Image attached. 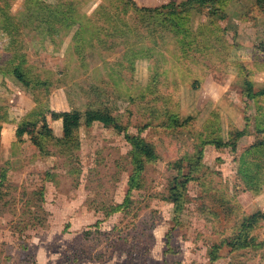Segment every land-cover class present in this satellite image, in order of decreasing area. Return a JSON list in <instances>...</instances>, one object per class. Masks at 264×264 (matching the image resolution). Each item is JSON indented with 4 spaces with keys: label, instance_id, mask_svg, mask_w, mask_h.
<instances>
[{
    "label": "rangeland",
    "instance_id": "374dc122",
    "mask_svg": "<svg viewBox=\"0 0 264 264\" xmlns=\"http://www.w3.org/2000/svg\"><path fill=\"white\" fill-rule=\"evenodd\" d=\"M36 1L63 21L34 28ZM132 1L153 8L186 0ZM122 3L0 0V14L20 23L14 42L0 30V59L21 60L53 84L41 105L60 113L106 104L129 134L144 128L140 135L158 155L128 207L107 216L123 203L131 172L122 134L81 126L73 151L48 143L41 153L30 136H15L36 103L15 78L0 74V264H210L212 245L242 217L264 211V184L255 193L237 175L240 153L264 136V96L242 94L245 81L264 90V57L256 50L264 43V10L255 0H230L218 15L204 9L175 20L176 34L169 24L152 31L148 18L121 11ZM171 116L184 126L163 128ZM47 119L61 137V121ZM246 119L249 135L235 152L208 144L226 142ZM200 149L204 175L188 184V203L175 221L166 201L173 163L195 160ZM253 236L261 248H223L213 264H264V220Z\"/></svg>",
    "mask_w": 264,
    "mask_h": 264
},
{
    "label": "trees",
    "instance_id": "16d2710c",
    "mask_svg": "<svg viewBox=\"0 0 264 264\" xmlns=\"http://www.w3.org/2000/svg\"><path fill=\"white\" fill-rule=\"evenodd\" d=\"M230 0H186L179 4L169 2L160 7H138L132 0H123L121 11L131 8L138 12L143 17L149 19L152 31L164 29L171 25L172 30L176 34H180V25L175 20H183L190 12H201L208 10L211 15H218L221 4ZM256 5L264 10V0H255ZM7 2V1H6ZM31 9V8H29ZM56 9L42 1H36L29 11V19L34 20L37 25L34 28H39L41 25H49L47 30H51V24L54 22L63 21L61 17L56 18L53 13ZM43 15V16H42ZM40 16L41 19H40ZM0 30L6 33L14 42L16 35L20 29V23L11 15L1 11ZM179 26V27H178ZM169 31V30H168ZM79 36V34H76ZM260 55L264 57V43H260L256 49ZM0 74L10 75L15 78L32 96L33 102L36 103V108L32 111L28 118L22 122L21 126L15 131L17 139H22L24 135L30 136V141L41 153L45 152V145L53 143L63 153L71 152L79 146L78 131L81 126L88 128L94 123L100 124L104 128H109L118 134H122L124 140L129 145L128 161L131 167V172L127 181V192L123 203L110 208L109 213L114 214L128 207L130 203L131 193L140 190L143 186V173L146 167L154 164L158 155L156 148L152 143L147 142L140 133L144 128L138 130V134L131 135L127 132V128L122 126L113 116L111 109L106 104L96 106H87L84 112L77 109L63 111L60 113L51 112L50 109L41 105L40 97L49 95L50 87L53 85L49 82H42L33 75L30 69L24 63L15 58L0 59ZM243 96L248 100H254L264 96V90L253 91L250 81L244 82ZM50 114L54 120L61 121V137L55 138L52 130L49 127L47 115ZM4 113L0 109V134L2 124L5 121ZM246 119L244 129L241 131L234 129L230 132L229 139L226 142L213 141L208 143L218 150L229 148L232 152L237 150V142L249 135V123ZM185 122H180L178 117L171 116L169 120L163 124V128L169 129L172 127H182ZM259 134H264V130L258 131ZM202 149L199 150L195 160L177 161L173 163V169L176 171V176L169 181L167 189L166 201L172 205L174 220L178 221L185 205L188 203L187 186L189 183L196 182L203 176L205 165L202 160ZM237 175L244 184L255 193L260 191V185L264 184V136L258 135L255 141L249 147L244 149L238 157ZM6 180L5 172L0 174V187ZM106 216V217H107ZM264 220V211H257L248 216L242 217L235 224L233 230L227 236H224L218 244H214L209 252L210 264L215 263L219 258V252L223 248H227L230 253L240 252L247 249H257L263 246L258 243L253 236V232L257 225Z\"/></svg>",
    "mask_w": 264,
    "mask_h": 264
}]
</instances>
